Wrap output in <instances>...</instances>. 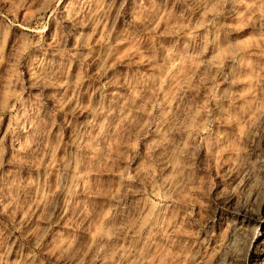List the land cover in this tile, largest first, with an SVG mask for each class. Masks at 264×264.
<instances>
[{"label":"rangeland","instance_id":"rangeland-1","mask_svg":"<svg viewBox=\"0 0 264 264\" xmlns=\"http://www.w3.org/2000/svg\"><path fill=\"white\" fill-rule=\"evenodd\" d=\"M214 11L212 0L202 11L189 0H63L49 20L46 0H0V40L26 46L47 22L45 50L34 58L41 64L52 61L50 79L43 90L33 88L30 94L38 100L42 91L41 115L50 128L42 135L55 150L54 158L42 146L34 151L30 133L19 126L9 131L7 115L0 123L2 264H33L28 259L33 251L34 264H171V253L180 247L169 251V234L196 258L188 264H209L217 246L231 243V224L225 222L235 223L236 182L243 178L247 187L253 173L245 176L244 171L256 156L264 161V148L251 157L227 151L234 147L236 131L221 105L228 93L243 95L249 81L264 76V54L258 50L264 44L232 19L227 24L234 29L231 38L238 40L236 49L206 43V16ZM216 35L223 40L226 34L220 29ZM170 81L177 91L191 90L185 93L189 103L181 106L169 93ZM0 92L5 99L12 95L7 85H0ZM74 95L81 111L66 117L69 105L57 113L53 126L49 106ZM166 95L176 101L169 105L174 115L162 126L152 124L130 156L131 145L128 152L122 150L117 126L127 127L136 118L139 131L150 123L149 113H159L154 105ZM101 99L107 111L89 128L92 139L84 140L81 125L91 119L84 109ZM207 111L211 133H198ZM209 142L219 145L212 157ZM165 148L175 166L183 167L189 188L197 190L190 204L169 199L183 201L188 194L168 188L175 186L173 169L149 163ZM126 165L133 175L139 172L136 180L121 181ZM260 179L264 182V172ZM163 201L167 204L161 207ZM237 218L242 243L235 264H264V207ZM214 222L218 231L210 233ZM152 224L158 227L149 239L144 226Z\"/></svg>","mask_w":264,"mask_h":264},{"label":"clouds","instance_id":"clouds-1","mask_svg":"<svg viewBox=\"0 0 264 264\" xmlns=\"http://www.w3.org/2000/svg\"><path fill=\"white\" fill-rule=\"evenodd\" d=\"M63 0H46V4L51 11L49 20L56 14ZM114 3V0H113ZM189 3L198 10H203L204 6L208 3V0H189ZM215 11L211 16H206V28L203 39L206 43L222 44L229 49H236L238 40L231 38V33L234 31L233 28L229 27L227 22L229 19L234 20L238 24H244L245 29L251 34H255L258 37V44H264V0H212ZM95 15V14H93ZM223 29L225 32V38L219 39L216 35L217 31ZM48 31L47 22L40 28L38 33H35L32 37L28 38L27 45L20 43L19 41L13 40L11 43L0 40V85H7L11 90L12 95L8 98L3 97V92H0V123H3L5 116H8L9 131H14L19 126L24 132L30 133L31 145H34V151H40L41 146L46 154L51 157H55V150L52 147V141L48 139V135H42L44 129H48L50 134L49 122L44 116L41 115L43 107V94L38 100H32L30 89L43 88L47 85L50 75L48 73V66L52 64V61H47L44 64L38 63L37 59L34 58V54L39 51L45 50V40L43 33ZM151 34V33H150ZM70 42V39H69ZM58 41H53V47L56 48ZM264 54V48L258 49ZM235 59V57H232ZM169 93L174 95L179 100L181 106L189 103L187 99L188 95H191V90L187 86H183V91H177L176 86L173 82L169 83ZM215 97H211L214 99ZM176 101L172 100L169 95H166L163 100H158L154 105V108L159 109L157 115L149 113L150 123H145L139 131H136L140 121L136 118H132L127 127L123 125L117 126L116 135L121 138V148L124 152L129 151V145H131L132 151L129 153L130 156L135 155L136 150L139 146L140 138L148 136V129L151 128L152 124H156L158 127L166 123L170 115H174L171 112L169 105ZM40 105L38 107L37 105ZM69 105H73L72 109L66 113L67 116H76L81 111L78 97L74 95L60 101L56 107L50 108V116L55 122L57 113L63 112L68 108ZM226 106V110L233 117L235 124V139L232 141L234 147H230L227 151L232 152L235 156H248L261 148H264V76L253 78L248 82V87L243 95L239 93H228L224 97V103L221 105L222 108ZM88 112L89 119L87 125H81L84 140L92 139L89 128L97 124V118L104 117L107 111L104 108L103 99L100 102L84 109ZM211 111H207L204 119L205 124L200 127L198 133H211L213 120L211 119ZM101 133L105 131L104 123L100 124ZM242 129V131H240ZM39 136V142L36 137ZM62 138V132H61ZM211 139V138H210ZM154 143V141H152ZM3 138L0 137V168L3 167ZM164 147V143L161 144ZM79 148L80 145H77ZM199 147V145H197ZM209 156L212 157L214 152L219 148L218 144L209 142ZM223 153H221L222 157ZM231 159V157H229ZM264 162L259 156L251 159V168L245 169L244 175L247 176L248 172L251 171L253 175L247 184L244 185V179H239L236 183L239 185V206L235 210L236 216L231 221H226V224H231L232 241L230 244H220L217 246L211 256L209 257V264L215 261V264H235V260L240 252V244L242 241L237 235L239 226L238 216L247 217L252 214L255 210L264 207V182H261L260 173L264 172V168L259 165ZM57 161L52 159V164L55 166ZM155 167H159L162 170L165 168L173 169L174 185L169 184L168 188L175 191L176 188H180L182 193H188L185 195L184 200H174L171 196L169 199L172 200L173 204L180 203H191V193L197 191L196 189L189 188L187 177L183 176V167L175 166V161L171 156L167 155V150L162 155L151 159L149 161ZM68 165L66 164L65 167ZM219 163L217 167H219ZM129 165L125 166V171L121 172V181H134L138 178L139 172L133 175L128 171ZM183 185V187H181ZM243 189V190H242ZM156 189H154L155 191ZM167 201L161 203V207L165 206ZM170 206V205H169ZM187 216H192V211L187 210ZM218 222V221H217ZM215 223L210 227L209 231L217 232ZM147 227L149 233V239L155 234L154 229L158 227L157 224H152ZM183 235V233H181ZM193 238H196V233H193ZM154 242V241H153ZM145 244L148 240L144 241ZM169 251L172 247H180V252L171 253V264H188L192 257L191 252H188L186 248L181 247L171 238L167 241ZM215 243V241H210ZM206 246V245H205ZM38 247V244H37ZM35 252L29 256V260L33 261L34 264ZM0 264H2V258H0ZM199 264V262H198Z\"/></svg>","mask_w":264,"mask_h":264}]
</instances>
